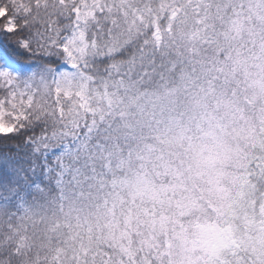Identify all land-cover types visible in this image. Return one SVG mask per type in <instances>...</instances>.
Here are the masks:
<instances>
[{
	"label": "snow or ice",
	"instance_id": "snow-or-ice-1",
	"mask_svg": "<svg viewBox=\"0 0 264 264\" xmlns=\"http://www.w3.org/2000/svg\"><path fill=\"white\" fill-rule=\"evenodd\" d=\"M0 264H264V0H0Z\"/></svg>",
	"mask_w": 264,
	"mask_h": 264
}]
</instances>
